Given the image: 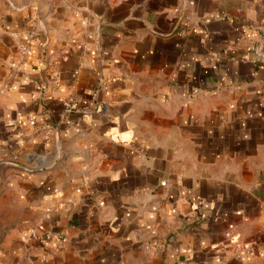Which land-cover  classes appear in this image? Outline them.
Wrapping results in <instances>:
<instances>
[{"label": "crops", "instance_id": "1", "mask_svg": "<svg viewBox=\"0 0 264 264\" xmlns=\"http://www.w3.org/2000/svg\"><path fill=\"white\" fill-rule=\"evenodd\" d=\"M260 40L264 0H0V264H264Z\"/></svg>", "mask_w": 264, "mask_h": 264}, {"label": "built area", "instance_id": "2", "mask_svg": "<svg viewBox=\"0 0 264 264\" xmlns=\"http://www.w3.org/2000/svg\"><path fill=\"white\" fill-rule=\"evenodd\" d=\"M88 47H85V49ZM22 52L26 53L29 51V43L26 42L24 45L21 46ZM250 60L254 64H259L264 66V41H256L252 47H251V54H250ZM49 71H50V78H51V84L54 89L58 88L59 85V74L57 69L54 65H49ZM64 111L66 113H69L73 109V105L75 104L73 100L71 101H64ZM54 135V129L53 127H48L45 130V143L49 144L52 140V136ZM43 157H40V159L36 162L35 166H39V161H41ZM10 164L18 166V162L16 160V157H14L10 162ZM25 170L29 171L30 169L24 168ZM161 184H164L162 181ZM40 220L36 221L32 226H30L24 235V239L26 241H32L38 239V226L40 224ZM49 234V233H48ZM226 235H229V232H226ZM54 236V240L57 245H61L65 241V237L62 234H52ZM234 250H235V256L240 259L242 257V246L239 242H236L234 244Z\"/></svg>", "mask_w": 264, "mask_h": 264}]
</instances>
